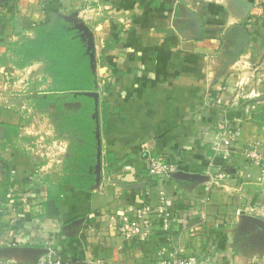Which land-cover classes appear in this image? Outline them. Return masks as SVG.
Segmentation results:
<instances>
[{"label": "crops", "instance_id": "crops-1", "mask_svg": "<svg viewBox=\"0 0 264 264\" xmlns=\"http://www.w3.org/2000/svg\"><path fill=\"white\" fill-rule=\"evenodd\" d=\"M59 18L91 32L100 178L95 161L79 169L86 178L81 187L71 180L76 136L59 122V105L39 102L49 133L67 146L63 162L53 165L27 150L35 124L16 107L0 106V264L9 257L4 250L21 247L26 254L19 256L29 261V250L49 246L61 258L56 264L150 262L164 241L161 232L147 242L124 241L114 218L130 204L156 202L163 184L150 176L148 164L159 154L195 176L165 184L175 216L172 235L184 252L198 256V264H264V229L252 217L256 210L264 221V178L242 154L250 143L264 154V83L256 96H248V87L239 95L237 88L239 72L246 76L264 59V0H0V93L7 75L52 70L46 58L18 63L35 27ZM53 82L54 76L44 78L43 98ZM214 90L235 108L239 101L232 116L246 108L251 115L238 123L227 158L213 150L214 125L223 118L206 104ZM221 170L226 177L218 179Z\"/></svg>", "mask_w": 264, "mask_h": 264}, {"label": "built area", "instance_id": "built-area-1", "mask_svg": "<svg viewBox=\"0 0 264 264\" xmlns=\"http://www.w3.org/2000/svg\"><path fill=\"white\" fill-rule=\"evenodd\" d=\"M245 72H247L246 76H241L243 74L239 72L240 77L237 85L239 95L242 94L240 89L244 87L250 89L248 96L259 95L261 89L258 86L264 83V59L259 64L250 65ZM52 76H54L52 71L41 73L31 68L25 69L18 78L7 75L5 77L6 87L0 93V106L8 109L16 107L24 120L35 124L34 129L28 133L33 140L27 150L41 157L45 164L51 163L53 165L63 162V153L67 146L63 141L54 138L55 136L49 133L50 126L48 127V124L44 123L50 122L48 115L39 111V102L45 94L42 83L44 78ZM225 89L226 86L223 87V90ZM14 97L17 98L18 103L13 100ZM206 98L208 106L219 109L223 114L222 120L214 125V129L217 131V140L213 143V150L216 155L227 158L232 153L234 141L239 135L238 123L250 118L251 115L246 108L245 114H242L244 117L242 115L239 117L232 116V113H235L234 110L240 108L237 104L239 101L235 102L236 108L227 104L223 99L222 92L219 93L214 90ZM242 154L247 160L262 165V172L264 173V155L256 143H250L243 147ZM148 173L150 176L159 178V183L163 184L158 187L157 200L155 203L141 202L140 206L130 204L123 213L118 214L114 220L118 221L116 228L119 235L124 241L141 243L149 241L161 232L164 241L157 246L153 259L146 264H198V256L186 254L172 235L175 216L169 209V196L166 189L167 185H165L174 178L186 179L183 174L187 173L164 154L149 159ZM226 173L225 170H221L216 177L224 178ZM11 177L12 180H15V169L11 170ZM18 248L20 251L13 252L15 249L13 248L12 251L5 252L9 254L5 264H25L26 262H30V264H56L61 262V258L53 246L47 247L40 253L32 254L34 257L29 261L19 256L26 253L21 250V247Z\"/></svg>", "mask_w": 264, "mask_h": 264}, {"label": "trees", "instance_id": "trees-1", "mask_svg": "<svg viewBox=\"0 0 264 264\" xmlns=\"http://www.w3.org/2000/svg\"><path fill=\"white\" fill-rule=\"evenodd\" d=\"M35 32L34 39L28 38L24 41L20 50L23 61L18 66H26L41 58L53 62L51 71L54 82L50 92L41 101L59 105V122H66L64 129L76 136L68 167L76 168L71 180L81 187L86 178L84 174H80L79 169L90 167L96 161L94 98L85 94L96 89L87 45L78 29L62 18L47 24H38ZM63 102L78 106L75 109H66L62 107ZM91 176L94 177V174L91 173Z\"/></svg>", "mask_w": 264, "mask_h": 264}, {"label": "water", "instance_id": "water-1", "mask_svg": "<svg viewBox=\"0 0 264 264\" xmlns=\"http://www.w3.org/2000/svg\"><path fill=\"white\" fill-rule=\"evenodd\" d=\"M78 31L81 33L80 36L82 37L83 41L86 43L87 45V52L90 55V62H91V66L93 65V53H92V41H91V32L90 30L85 27L79 30V28H77ZM85 94H87L88 96H91L94 98V113H93V118L95 120V124H96V128H95V138H96V163L94 165V173L96 175V178L99 179L100 178V173H101V168H102V150H101V135H100V115H99V104H100V100H99V94L96 91H89V92H85ZM184 176H186V178H194L195 176H193L192 174H183ZM257 224H259L261 227L264 228V221L260 218H255L254 220ZM18 249V248H17ZM16 248L13 250V252L16 251H20V249L17 250ZM22 250V249H21ZM11 251V250H10ZM24 253H26V251L22 250ZM43 250L40 249H35V250H29L27 253L30 252V254H35V253H40ZM4 252H7L6 250H4Z\"/></svg>", "mask_w": 264, "mask_h": 264}, {"label": "rangeland", "instance_id": "rangeland-1", "mask_svg": "<svg viewBox=\"0 0 264 264\" xmlns=\"http://www.w3.org/2000/svg\"><path fill=\"white\" fill-rule=\"evenodd\" d=\"M60 19V18H59ZM63 19V18H62ZM55 20V19H54ZM65 20V19H64ZM67 21H69V20H67ZM70 22V21H69ZM71 27V26H70ZM80 33V32H79ZM81 34V33H80ZM49 60V59H48ZM41 101V100H40ZM72 108H74V107H72ZM260 149V148H259ZM263 153V152H262ZM264 155V154H263ZM249 161V160H248ZM252 165H255V166H258V167H260V169H261V175H260V178L261 179H263L264 178V173L262 172V170H263V167H262V165H260V164H257V163H253V162H251V161H249ZM218 179H220V178H218ZM218 179H216V180H218ZM256 180H259V177L257 176V178H256ZM262 181V180H261ZM258 182V181H257ZM242 209H244V207L242 208ZM243 214V213H242ZM256 216V210L255 211H253L252 212V217H253V224L254 225H256V226H260L259 224H257L254 220H255V218H258V217H255ZM261 227V226H260ZM261 228H263V227H261ZM264 229V228H263Z\"/></svg>", "mask_w": 264, "mask_h": 264}]
</instances>
